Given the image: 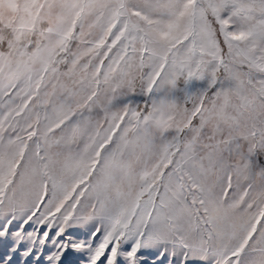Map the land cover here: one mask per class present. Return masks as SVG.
<instances>
[{"label": "snow or ice", "instance_id": "6c2138e0", "mask_svg": "<svg viewBox=\"0 0 264 264\" xmlns=\"http://www.w3.org/2000/svg\"><path fill=\"white\" fill-rule=\"evenodd\" d=\"M0 264H264V0H0Z\"/></svg>", "mask_w": 264, "mask_h": 264}]
</instances>
